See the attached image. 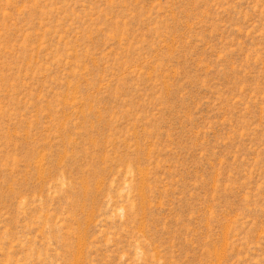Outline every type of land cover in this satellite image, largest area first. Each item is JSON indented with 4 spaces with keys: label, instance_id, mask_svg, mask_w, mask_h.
<instances>
[{
    "label": "rangeland",
    "instance_id": "obj_1",
    "mask_svg": "<svg viewBox=\"0 0 264 264\" xmlns=\"http://www.w3.org/2000/svg\"><path fill=\"white\" fill-rule=\"evenodd\" d=\"M0 264H264V0H0Z\"/></svg>",
    "mask_w": 264,
    "mask_h": 264
}]
</instances>
